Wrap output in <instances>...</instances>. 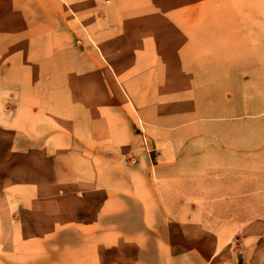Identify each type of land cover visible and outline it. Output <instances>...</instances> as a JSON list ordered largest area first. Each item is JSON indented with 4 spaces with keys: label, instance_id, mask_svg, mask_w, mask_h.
I'll use <instances>...</instances> for the list:
<instances>
[{
    "label": "rangeland",
    "instance_id": "374dc122",
    "mask_svg": "<svg viewBox=\"0 0 264 264\" xmlns=\"http://www.w3.org/2000/svg\"><path fill=\"white\" fill-rule=\"evenodd\" d=\"M0 264H264V0H0Z\"/></svg>",
    "mask_w": 264,
    "mask_h": 264
}]
</instances>
